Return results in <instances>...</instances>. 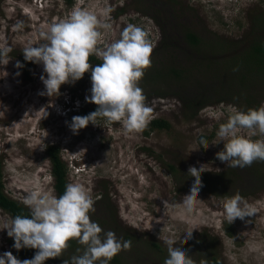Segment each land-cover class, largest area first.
<instances>
[{"label":"rangeland","instance_id":"374dc122","mask_svg":"<svg viewBox=\"0 0 264 264\" xmlns=\"http://www.w3.org/2000/svg\"><path fill=\"white\" fill-rule=\"evenodd\" d=\"M76 8L111 24L101 30L98 47L119 39L129 23L148 32L151 66L138 86L153 112L142 132L98 119L99 126L89 123L73 133L71 114L59 109L67 100L79 109L93 104L85 99L91 96V70L49 97L40 95L43 65L27 61L23 67V49L41 43V32ZM17 21H23L22 30H14ZM188 32L203 44L192 45ZM5 44L13 51L0 64V159L9 196L23 201L33 190L57 196L47 148L58 145L68 183L84 185L95 201L91 221L118 239L134 235L130 250L117 254L121 264H164L168 238L195 264H212L213 256L220 264H264V162L232 168L215 155L223 149L216 132L229 109L247 112L264 104V0H0V45ZM155 121L170 127H155ZM203 136L207 149L200 144ZM201 165L204 186L193 213L165 210L163 200L178 203L189 194L195 178L188 168ZM237 192L256 213L229 224L223 204ZM9 218L0 208V226ZM190 230L192 238L184 243ZM9 238L0 230V256L11 252ZM73 240L79 246L68 247L53 264L83 251ZM34 250L20 249L26 259Z\"/></svg>","mask_w":264,"mask_h":264},{"label":"clouds","instance_id":"9594fccd","mask_svg":"<svg viewBox=\"0 0 264 264\" xmlns=\"http://www.w3.org/2000/svg\"><path fill=\"white\" fill-rule=\"evenodd\" d=\"M13 27L14 30H22L24 23L17 21ZM110 29L111 24L101 22L97 15L76 8L67 19L53 23L41 32V43L30 44L22 51L26 61L43 65L46 78L42 75L40 79L45 91L40 95L56 96L61 85L74 83L91 70V96L85 99L96 104L97 109L85 116H74L70 124L73 133H78L89 123L99 126L98 119L104 120L106 125L120 122L125 131L138 133L152 118L153 109L146 104L147 98L138 86L145 69L151 66L153 46L149 34L142 27L129 23L121 31L119 39L98 47L103 35L101 30ZM12 51L11 46L0 45V64L8 63ZM93 54L103 61L94 68L89 62ZM62 106L60 113L72 114L79 110L77 102L72 100H67ZM245 131L247 136L243 134ZM216 136V144L223 142V149L215 154L216 159L227 167L244 168L254 162H264V104L247 112L230 108L227 120L220 124ZM253 136L260 138L253 140ZM200 144L204 149L209 147L205 139H201ZM203 172L204 165L199 169L189 166L188 174L195 178L189 194L178 203L163 200L165 210L180 207L188 214L193 213L200 202V189L204 186ZM50 176H54L52 169ZM22 203L30 214L9 218L0 230H7L8 236L14 239L15 249L37 251L32 259L25 260L5 252L0 256V264H45L49 259L59 258L72 239L84 246L83 251L77 249L80 254L63 260V264H109L121 251L131 248L130 240L118 239L112 231L104 233L98 223L91 221L89 213L94 211L95 201L82 184H67L59 197L33 190L25 195ZM223 208L229 224L237 218L244 221L256 213V208L238 192L225 198ZM192 231L185 233L184 243L192 238ZM164 243L168 252L164 264H195L184 248L174 246L177 243L174 239H165Z\"/></svg>","mask_w":264,"mask_h":264},{"label":"trees","instance_id":"16d2710c","mask_svg":"<svg viewBox=\"0 0 264 264\" xmlns=\"http://www.w3.org/2000/svg\"><path fill=\"white\" fill-rule=\"evenodd\" d=\"M69 2H72L73 0H68ZM190 43H192V45H195V47H200L203 44V41H197V37L196 35H193V33L191 34V32L187 33V37H186ZM196 38V39H195ZM199 43H201V45H199ZM22 61H23V67L25 69H27V66L29 65L28 62L24 59V56L22 57ZM89 62H93L94 64H100L102 63V59H100L99 57H97L96 55H91L89 57ZM97 109V105L96 104H92L90 107H83L82 109L76 110L74 112H72L71 114V120L74 116H85L88 115L89 113L95 111ZM162 122V120H160ZM163 124V122H162ZM153 125L162 127V126H166L170 127V123H165L164 125H159L156 121L153 122ZM203 138L205 139V137L203 136ZM47 153L50 157V160L52 162V174L54 175L55 178V189L57 192V197H59L60 195H62L65 191V187L68 183V165L67 163L62 159L61 156V149L58 147V145H49L47 148ZM175 167L171 166V169L173 170ZM0 208L3 209L5 212H7L8 214H10V216L13 218L16 215H23V216H28L29 213V209L22 203L21 200L15 199L11 196H9L6 192H5V182L3 180V171H2V166H1V159H0ZM136 231V230H135ZM124 237H126L127 240H133L134 239V235L133 234H126ZM9 246L11 248V253L13 256H15L17 259L20 260H25L26 257L23 253L22 255V251L17 250L13 247L14 245V239L13 238H9ZM151 244L156 248V249H161L160 247V243L158 242H151ZM79 245L72 239L69 241V247L76 249V247H78ZM30 249V248H27ZM31 250V249H30ZM81 250V248H80ZM36 249L33 252H30L29 254V258H33L35 253H36ZM80 253H71L70 256L72 257L73 255H78ZM212 260V261H211ZM210 260V263L213 262L212 264H220L219 259H217L215 256H213ZM55 262V259H49L47 261H45V264H53ZM111 263L114 264H121L120 263V258L118 255H116L115 257L112 258V260L110 261Z\"/></svg>","mask_w":264,"mask_h":264}]
</instances>
